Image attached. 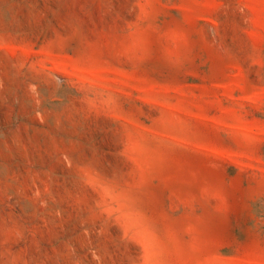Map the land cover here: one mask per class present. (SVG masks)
<instances>
[{
  "label": "rangeland",
  "instance_id": "rangeland-1",
  "mask_svg": "<svg viewBox=\"0 0 264 264\" xmlns=\"http://www.w3.org/2000/svg\"><path fill=\"white\" fill-rule=\"evenodd\" d=\"M0 264H264V0H0Z\"/></svg>",
  "mask_w": 264,
  "mask_h": 264
}]
</instances>
